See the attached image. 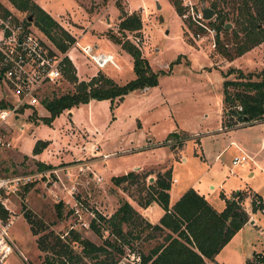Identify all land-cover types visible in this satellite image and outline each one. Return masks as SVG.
Listing matches in <instances>:
<instances>
[{"label":"rangeland","instance_id":"obj_1","mask_svg":"<svg viewBox=\"0 0 264 264\" xmlns=\"http://www.w3.org/2000/svg\"><path fill=\"white\" fill-rule=\"evenodd\" d=\"M1 1L19 19L24 20L28 15L27 11L17 9L9 0ZM115 1L35 0L74 37L69 47L75 46L78 51L76 61L82 76H88L96 69V73L102 71L118 83H124L134 77L133 58L129 52L130 60L116 58L119 67L114 62L100 67L75 43L78 37L80 45L90 44L93 52L99 51L95 45H99L100 50L109 49L112 39L108 33L121 34L119 21L122 15ZM117 1L125 13L135 12L141 19L140 28L125 30V37L141 50L155 69L162 68L166 72H159L157 84L144 90L130 91L121 99L115 98L112 106L109 99H92L89 103L74 106L71 116L68 111L60 112L53 122L54 128L60 132L56 136L57 143L49 149L43 148L46 150L43 155L23 152L31 149L34 136L45 138L54 131L51 124L41 119L48 114L43 104L26 108L0 128V138L4 142L0 143V174L33 176L27 189L24 184L20 185L8 200L13 219L9 233L27 260L14 248L4 264H39L50 251L40 249L37 238L49 230L64 236L70 229H75L82 236L104 244L105 238L110 236L108 230L97 233L90 227V220L95 211L108 216L124 200L137 207L149 221H158L164 212L160 205L143 206L137 202V199L147 196V185L155 178L157 170L171 168L173 199L180 189L194 186L217 209L223 205L220 190L230 194L236 186L248 187L251 184L264 193V121L226 126L222 100L223 80L239 78L238 71L233 68H240L253 79L258 77L256 74L264 65V41L229 60L218 52L217 44L212 47L208 40L194 38L192 34L198 28L181 17L171 0ZM210 1L197 0V4L210 6ZM221 5L230 10L227 3L222 2ZM29 16L32 18V14ZM215 16L214 13L210 19ZM226 23L230 24L228 29L236 27L231 18ZM30 25L57 51L67 52L69 47L61 50L33 22ZM258 25L264 23L259 21ZM56 32L61 36L60 30ZM99 35L105 37L99 38ZM218 35L228 47L231 46V31L227 35L220 31ZM74 69L77 75L75 66ZM73 88V83L64 76L54 92L60 94ZM10 96L0 79V100L4 102ZM87 127L95 129V146L90 150V142H85ZM170 133L176 137H169ZM23 140L19 151L14 145ZM178 140L182 143L179 144ZM7 141L9 145L5 144ZM239 145L246 148L251 159L248 158L244 166L231 162ZM104 153L108 155L102 158ZM37 160L55 163H51L52 168L39 170ZM132 169L142 173L149 171L150 175L146 179L139 178L135 183L123 182L120 185L112 180L113 175ZM252 170L254 174L251 176L249 172ZM173 177L176 181H172ZM244 206L251 211L249 198ZM262 215L264 212L260 209L252 213L250 217H255L256 225H245L219 256L231 257L233 252L251 254L253 249L264 250ZM100 224L103 225L102 221ZM32 228L38 232L33 233ZM148 232L147 228L140 237L124 245L125 258L121 259L124 264L126 258L132 260L131 248L147 251L161 240V234ZM72 244L80 250L77 242Z\"/></svg>","mask_w":264,"mask_h":264},{"label":"trees","instance_id":"obj_2","mask_svg":"<svg viewBox=\"0 0 264 264\" xmlns=\"http://www.w3.org/2000/svg\"><path fill=\"white\" fill-rule=\"evenodd\" d=\"M9 1L17 9L28 12L24 18L26 24L33 22L61 50H66L70 46L74 37L62 29L35 0ZM171 2L176 11L181 13L182 0H171ZM222 2L230 5V10L224 9ZM115 3L122 15L119 21L121 34L114 32L108 34L115 43L120 44L131 54L134 77L124 83H118L111 76L98 71L87 80L79 79L70 58L66 57L63 73L73 83L74 88L60 94H55L54 90L42 98L41 102L48 110L47 115L41 116L44 122L50 124L63 110L89 102L90 99H109L112 106L115 98L121 99L130 91L144 90L157 84L159 72H166L162 68L155 69L147 57L142 55L141 50L125 37V30L140 28V16L135 12L125 13L121 3L117 0ZM210 6L215 10L216 15L213 20L210 19V23L216 27L217 33L222 31L227 35L229 31L232 32V36L229 37L232 41L230 47L218 34L216 39L218 52L227 59L232 60L264 41V25H258L259 21L264 23V0H211ZM30 14L32 18L29 19ZM230 18L234 20L236 27L228 29L225 24ZM58 30L61 31V36L57 35ZM233 70L238 71L239 78L223 80L225 125L231 127L264 121V65L257 72L258 77L255 79L250 74L246 76L240 68ZM4 105L3 100H0V107ZM173 135L170 133L168 136L172 138ZM177 142L182 143L179 140ZM47 143V140L36 139L32 152L39 153ZM36 164L39 170L53 167L51 163L41 160H37ZM149 175V171L142 173L132 169L113 175L112 180L117 185L123 182L135 183L139 178L146 179ZM31 183L27 182L23 187L27 189ZM170 188L171 168L157 170L155 178L147 185V196L137 199L140 205L148 206L157 202L163 208L164 212L156 223L149 221L128 200H124L108 216L95 211V216L91 218L89 225L97 233H101L103 229L108 230L110 236L105 238L104 244H98L82 236L75 229H70L64 236L52 230L44 232L40 238H37L38 247L50 253L47 252L39 264H124L125 261L121 260L122 257L125 258L124 245L140 237L142 231L147 228L151 235L161 234V240L147 251H136L131 248L129 252L133 255L132 260L126 258L125 264L129 262L130 264H213L215 255L250 219L251 213L264 205L261 194L255 192L251 195L245 189H240L233 191L229 197L220 192L225 206L222 210H217L193 187L186 189L174 204L170 205ZM249 195L252 196L251 211L244 206L245 198ZM3 215L7 216L6 210H3ZM28 215L27 218L30 219ZM137 226H140L139 229L136 228ZM32 231L38 232L35 228H32ZM74 242L81 246L80 250L74 248L72 244ZM245 264H264V253L253 251Z\"/></svg>","mask_w":264,"mask_h":264},{"label":"built area","instance_id":"obj_3","mask_svg":"<svg viewBox=\"0 0 264 264\" xmlns=\"http://www.w3.org/2000/svg\"><path fill=\"white\" fill-rule=\"evenodd\" d=\"M182 5L181 17L198 28L192 34L194 38L208 40L210 45L215 47L217 29L210 23V18L204 17L203 6H199L197 0H182ZM75 43L100 67L112 61L110 54L95 53L91 45H80L77 40ZM65 56L66 53L57 51L45 42L33 31L30 24L15 16L0 0V79L4 81L8 94L11 95L5 98V105L0 107V128L26 108L42 104V98L55 90L64 78ZM0 143H4L1 138ZM5 144L9 145L10 142ZM248 158L250 159V156L247 153L241 152L234 154L231 162L233 165H241ZM32 177L31 174H0V264H4L5 258L14 248L27 260L9 233L13 219L8 200L10 194L16 193L20 185L29 182ZM259 209L264 212V205ZM3 210L7 211V216L3 215Z\"/></svg>","mask_w":264,"mask_h":264},{"label":"crops","instance_id":"obj_4","mask_svg":"<svg viewBox=\"0 0 264 264\" xmlns=\"http://www.w3.org/2000/svg\"><path fill=\"white\" fill-rule=\"evenodd\" d=\"M111 7L112 8H114L115 9V6L114 5H111ZM99 38L100 37H102V38H104L105 36H101V35H99L98 36ZM77 41H78V37H77V39H76ZM109 40V39H108ZM79 42V41H78ZM110 44V46H109V49L108 48H106V49H104V50H100V48L101 47H99V45H95V47L97 48V49H99V51L98 52H102V53H106V54H110V55H112V61H108L107 62V64L106 65H109V64H113V63H110V62H114L117 66L116 67H119V65H118V63L116 62V58L117 59H121V58H123V59H126V60H130V58H128L129 57V55L127 54V51L125 50V49H123L122 47H120L118 44H116L114 41H112L111 40V42H109ZM86 44H88V43H86ZM83 45H85V44H83ZM90 45V44H89ZM93 48V47H92ZM93 50V49H92ZM78 51H76V48H75V46H71V47H69L68 48V50H67V52H66V54H67V56L70 58V60H71V62L73 63V65L75 66V68H76V71H77V76H78V78L79 79H85V80H87V79H89L92 75H94V74H96V69H95V71L94 72H92L91 74H89L88 76H82L79 72H78V63H77V56H78V53H77ZM96 53V52H95ZM115 59V60H114ZM110 60V59H109ZM103 67V66H102ZM90 100H92V99H90ZM90 100H89V102H90ZM88 102V103H89ZM65 111H68V115H73V107L72 108H70V109H65ZM45 115H47V114H45ZM57 117H55L54 119H53V121L50 123L51 124V130H54V131H51V134H49L47 137H45V138H41V137H37V136H34L33 137V139H32V143H31V149H29L28 151H26V150H23V152H25V153H31L32 152V147H33V145H34V142L36 141V139H38V138H41V139H45V140H47L48 141V143H47V147L45 148L44 147V149H49L50 147H53V145H56V141H57V138H56V136H58V134L60 133V132H58L57 131V129H55L54 128V125H53V122H54V120L56 119ZM87 132H86V137H85V142H90V145H89V150L90 149H94V146H95V142H94V139L96 138L95 137V129L94 128H92V127H87L86 129H85ZM194 134V133H193ZM22 142H24V140L23 141H19L18 143H16L15 145H14V147H17L18 148V150L20 151V144L22 143ZM238 147V153H241V152H245V153H248V152H246V148L244 147V146H237ZM84 148H86V146H84ZM44 152H46V150H42V151H40L39 153H36V154H34L33 152H32V154L33 155H43V153ZM52 153V152H51ZM45 154H47V153H45ZM218 154H220V151L219 152H217L216 153V156H218ZM237 154V153H236ZM107 153H104L103 154V156H102V158H104V157H107ZM79 157V156H78ZM251 160V159H250ZM58 161H60V160H58ZM50 162L51 163H55V162H52L51 160H50ZM246 162V161H245ZM244 162V163H245ZM244 163L243 164H241V166H244ZM135 167H137V166H135ZM249 174L252 176L253 174H254V171L252 170V171H250L249 172ZM172 181H176V178L175 177H173L172 178ZM211 187H213V184L212 183H210L209 184ZM189 187H193V188H195L200 194H202L204 197H205V194L204 193H202V192H200L199 191V189L198 188H196V187H194V186H189ZM188 187V188H189ZM188 188H186V189H188ZM186 189H180L177 193H176V199H173V194H172V191H173V188H172V186H171V188H170V190H169V193H170V205H172V204H174V202L181 196V194L186 190ZM240 189H245V190H248L247 192H249V194H251V193H258V194H261L262 195V197H263V199H264V193H261L260 191H259V189L256 187V186H254V185H248V187L247 186H244V187H238V186H236V190H234V191H238V190H240ZM220 192H223V191H221L220 190ZM224 194H225V196H227V197H229L230 195H231V193L230 194H226L225 192H223ZM250 196V195H249ZM249 196H247V198H249L250 199V197ZM206 198V197H205ZM246 198V199H247ZM207 199V198H206ZM246 199H245V201H246ZM222 200H223V205H222V208L221 209H217V210H222L223 209V207L225 206V202H224V199L222 198ZM244 201V202H245ZM155 204H158L157 202H153V203H151L150 205H148V206H151V207H153ZM159 205V204H158ZM247 210H248V208L247 207H245ZM136 209H137V207H136ZM138 210V209H137ZM164 211V210H163ZM252 214V213H251ZM260 219H263L264 220V215H262V216H260ZM159 221V220H158ZM158 221H156V222H158ZM152 222V221H151ZM156 222H152V223H156ZM253 224V225H256V222H255V217H253V216H251L250 217V219L232 236V238L221 248V250L215 255V260L214 261H212V263L213 264H229V263H231V264H237V261H240V264H245V262H246V259L248 258V257H250L251 256V254H252V252L253 251H258V252H262V253H264V250H256V249H253L252 250V252H251V254H247V253H239V252H233L232 253V255H231V257H225V256H223V257H221V256H219L220 255V253L223 251V249H225L226 247H227V245L236 237V235L238 234V233H240V231L243 229V227L245 226V225H247V224Z\"/></svg>","mask_w":264,"mask_h":264},{"label":"water","instance_id":"obj_5","mask_svg":"<svg viewBox=\"0 0 264 264\" xmlns=\"http://www.w3.org/2000/svg\"><path fill=\"white\" fill-rule=\"evenodd\" d=\"M157 6L159 7V4H157ZM202 11L205 18H211L215 13V10L210 6H203ZM30 18L31 16H29V19ZM228 26H230V24L226 23L225 27L227 28Z\"/></svg>","mask_w":264,"mask_h":264},{"label":"bare ground","instance_id":"obj_6","mask_svg":"<svg viewBox=\"0 0 264 264\" xmlns=\"http://www.w3.org/2000/svg\"><path fill=\"white\" fill-rule=\"evenodd\" d=\"M110 59V57H108V60Z\"/></svg>","mask_w":264,"mask_h":264}]
</instances>
